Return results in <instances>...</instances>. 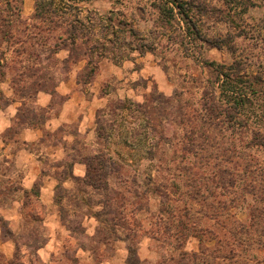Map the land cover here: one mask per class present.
<instances>
[{
	"label": "rangeland",
	"instance_id": "obj_1",
	"mask_svg": "<svg viewBox=\"0 0 264 264\" xmlns=\"http://www.w3.org/2000/svg\"><path fill=\"white\" fill-rule=\"evenodd\" d=\"M193 2L206 3L214 11L211 18L192 20L191 25L202 33L200 39L186 29L182 19L176 20L173 27H162L156 7L159 0H56L55 3L75 9L70 13L78 12L81 19L92 18L85 20L88 37L92 39L88 45L103 32L98 24L100 17L104 18L102 24L110 23L117 29L112 43L100 40L106 43L107 52L102 57L94 55L98 67L90 80L107 99L97 114L100 122L113 131L102 140L96 132L94 140L112 150L114 171L100 189L80 184L74 192L58 191L57 197L63 199V224L54 232L55 242L48 245L53 234L44 224L49 205L40 194L31 195L29 199L41 219L31 223L26 217L31 203L13 209L7 205L9 201L23 205L26 198L19 174L13 176L12 163L6 164L4 159H8L0 152V215H8V226L0 222V264H31L35 251L28 252L22 244L24 239L19 240L21 247L17 251L12 237L27 234L28 226L36 223L38 242L44 241V250L40 252L41 247L37 253L47 264H264V147L253 139L255 128L264 126V96L255 100L253 107L251 104L232 120L229 118L231 122L222 114L211 124L203 123L199 129L210 140L199 151V159H186L181 152L179 126H174L176 136L171 132L173 144H157L158 137L143 113L145 99L155 92L166 97L178 96L205 119V93L214 88L222 97L216 67L230 65L236 58L242 61L240 71L264 80V0ZM21 8L22 42L18 38L7 41L0 35V112L11 101H20L23 95L28 106H36L37 75L15 78L18 81L14 83L15 71L10 65L18 60L26 65L40 60L48 64L45 52L54 47L67 27L62 23L54 30L55 23L48 18L51 13L44 15L46 8L43 16H35L36 0H24ZM55 17L53 14L54 20ZM108 17L113 20L106 21ZM126 38L131 45L125 42ZM215 38L228 39L236 52L214 46ZM33 42L36 44L32 46ZM147 43L151 50L140 53L137 48ZM24 46L27 52L20 53L18 50ZM40 51L44 52L42 56H38ZM59 55L51 54L54 65L46 67L54 76V80L44 79L52 90L57 86L56 75L64 71ZM73 65L70 63L69 67L72 69ZM81 76L83 81L86 70ZM261 87L264 89V83ZM121 101L127 104L124 111L118 109ZM138 104L142 105L141 111ZM41 111L45 109L37 107V112ZM249 114V122L243 120L242 115ZM236 118L241 122H234ZM89 142L77 139L82 159L94 154L97 144ZM191 165L199 171L201 180L192 178L184 169ZM4 170L13 179L3 177ZM16 185L20 188L13 191ZM118 190L122 196L119 200ZM186 206L203 214L200 225L210 231L203 240L193 232H176L179 218L174 212L179 214ZM218 211L224 213L221 219L227 225L226 237L223 233L217 236L221 228L214 217ZM86 215L91 216L90 223ZM84 222L91 225L90 230ZM168 223L174 226L166 231ZM230 228L237 231L231 235Z\"/></svg>",
	"mask_w": 264,
	"mask_h": 264
},
{
	"label": "trees",
	"instance_id": "obj_2",
	"mask_svg": "<svg viewBox=\"0 0 264 264\" xmlns=\"http://www.w3.org/2000/svg\"><path fill=\"white\" fill-rule=\"evenodd\" d=\"M23 2L24 0H0V35L7 41L16 38H18V42L21 41L19 35L21 32H23V30L19 20L21 19V4ZM55 2L56 0H36L35 16L41 17L43 16L44 12V15L47 13H51L48 18H51L50 21L55 23V27L53 28L54 30L57 27L60 28L59 26H61L62 23L67 24V27L64 29V31H61L62 33L58 36L54 47L45 52L44 56L48 64L44 65L40 60L36 63L32 62L26 65V63L18 60L10 65V69L15 71L13 77L14 83H17V81L23 76L37 75L35 84L38 86V89L36 90V94L39 91H46L53 95L54 101H60L62 97L57 94L56 88L54 90L50 89L48 85L49 82L46 81L54 80V76L52 77V75H50V71L48 72L46 69L47 66L54 65L51 54L57 55L59 50L63 48L68 50V55L64 59H61V64L64 66V71H62L63 73L71 69V67H69L70 63L76 64L82 60H85L86 64L81 73L86 70L87 77L83 81L89 82L91 80V76L95 74L98 67V60L94 59V55L97 54V56L102 57L107 52V50L105 49L106 43H102L100 42V40L104 38V40L109 44L112 43L114 39L113 37H117V29L114 28V25H111L110 23L102 24L104 18L100 17L98 20V24L99 28L103 32L101 33L100 37H97L96 39H94L95 41L88 45V42L92 39L91 37H88L89 34L88 31H86L85 20L87 19L88 21H90L92 18L90 16H87L85 19H81V17L78 15V12L70 13V10L75 9H69L68 7L63 5V3ZM156 7L159 11V20L162 27H173V24L176 20L182 19L186 23V29L190 30L192 34L195 35V38L198 39L202 37V33L200 29H196L194 25H191L193 24L192 20L196 18H199L201 20L205 18H211L214 14L213 9L210 8L206 3L193 2V0H159V3L156 4ZM45 8L46 11H44ZM53 14H55V18H57L56 20H54ZM70 14L72 18L69 16ZM112 20V17H108L106 19V21ZM48 30L50 31V29ZM130 32L132 33L131 30ZM178 36L179 35L177 33V37ZM126 41H128L127 38L125 39V42ZM213 41L214 42L212 43L214 46H225L226 48H228V50H230L231 53L236 52L235 46L231 45L228 39L215 38ZM36 43L38 42L36 41ZM36 43L33 42L32 46ZM128 44L131 45V42L128 41ZM148 45V43L147 45L144 44L145 47L142 45L137 49L140 51V53L146 52L148 50H151ZM18 51L20 53H26L27 47L24 46L21 50L19 49ZM43 53V51L38 52V56H42ZM1 54L3 57L5 54L4 51H2ZM29 54H31V52H29ZM38 56L36 55V57ZM5 62L6 61H4V64ZM241 63L242 61L236 58L230 65L221 64L216 67L218 68L220 73L219 77L221 83L219 86V91L220 94H222V97L218 96V91H216V89L214 88L213 90H208L205 93L204 101L206 102L203 104L206 113H208L205 119L198 115L197 110L191 107L189 102H181L180 99H177L178 96L166 97L162 93L154 92L145 99L144 109L142 108L141 104H138V110L141 111L143 109V113H146V120L148 122V125L151 127V129H153V132L157 135L156 137H158L157 144L160 141L173 144V136L171 135V132L174 131V126H179L177 128H179L180 130L177 134H182L181 141L179 142H181L180 148L183 155L186 157V159L201 158L199 155V151L205 149L206 147L204 145L210 140V137L207 136L208 134L199 129V127H201L203 123L211 124L212 120L215 117L221 116L222 114H224V117L229 120V122H231V118L238 116L236 115V113H240V111L245 110L244 108L250 106L251 104V107H253L255 104V100L264 96V89H262L261 87V84L264 83V80H262L258 75L252 77L250 73H243L242 71H240ZM220 66L221 70L219 69ZM61 77H63V75H56L55 78L57 85L62 79ZM15 78H17L18 80H15ZM64 78H66V76ZM44 79L46 80L44 81ZM25 100L26 98L23 95L20 99L21 106L18 108L15 119L16 124L12 126L9 131H16L23 125H41L42 122L45 121V118L47 117L46 111H41L40 113H38L37 107L35 105L28 106V103L25 102ZM126 108L127 104L125 102H118V109L120 111H124ZM253 109L254 108H252V110ZM98 112L99 110L97 111V113ZM251 112L253 111L250 110V114ZM98 114L96 115V132L98 133V138L102 140L104 138V135H110L113 129H107V127L100 122V117ZM250 114L242 115L243 120L247 119V122H249V119L251 118ZM236 120H238V123L241 122L240 118H236L234 122ZM259 120H261V118ZM174 132L176 136L177 130H175ZM253 139L258 144L264 147V126L255 128V130L253 131ZM157 144L149 147L148 152H152V150H154L158 146ZM83 160L86 162L88 167L87 175L84 179L85 183L83 186H87L88 188L91 187L100 189L103 184L102 182L106 183L107 180L111 177L112 172L114 171V157L112 150L108 146L103 147V143L100 144V141H98L97 145L94 147V154L92 156H86ZM195 168V166L193 167L191 165L185 167L184 169L188 171L192 178L201 180L199 178V171ZM2 175L3 177H10V175H7L5 170L2 172ZM18 188L20 187L16 185L12 189L13 191H15ZM103 188H105V186H103ZM154 189L156 191L159 190L158 187H154ZM120 192L121 190H118V200L122 198ZM31 195H35L36 197H38L39 189H32L31 192L27 190L24 191V196L26 199L23 200V207H27L31 203V200L29 199ZM56 198L59 202L63 201L62 197ZM10 203L12 202L9 201L7 205ZM31 206V211H28L26 217L30 218V223L34 220H38L40 222L41 219L38 217L40 212H36L35 206H33L32 203ZM61 206V213L63 215L64 209L63 205ZM162 213L163 209L160 208V214ZM174 215L179 218L176 225V232L178 231L182 234H190V232H193L194 235L199 238V240H203V236L210 232L208 227L202 229L203 227L200 225V223L203 219V214H201L198 210H195L194 207L186 206L181 213L178 214L174 212ZM223 216L224 213L218 211L214 217L216 219V224H218V226H220L221 228L217 233L218 237L221 233H223V235L226 237V234L228 233V230L226 228L227 225L221 219V217ZM0 222L2 225L8 226L6 218L2 217L1 215ZM172 225L173 224L168 223L165 226V230H172V227L174 226ZM38 230L39 227L36 223L31 227L28 226L27 234H23L20 238H12L16 243L17 251H19L21 247L19 240L22 239L25 240V242H22V244L27 248V250H29V253L32 254L35 251L36 254L33 256V260L29 261L31 264L32 262L34 264V261H36L37 264H47L40 259L37 253L44 244V241L38 242ZM155 231L157 232V230ZM236 231L237 229L234 228H230L229 230L231 235H233ZM12 262L13 261L7 262V264H13Z\"/></svg>",
	"mask_w": 264,
	"mask_h": 264
},
{
	"label": "crops",
	"instance_id": "obj_3",
	"mask_svg": "<svg viewBox=\"0 0 264 264\" xmlns=\"http://www.w3.org/2000/svg\"><path fill=\"white\" fill-rule=\"evenodd\" d=\"M59 54L64 59L68 50L60 49ZM85 64V60H82L74 64L71 70L62 72L63 77L56 86L57 94L62 97L60 101H54L53 95L46 91L36 94V107L45 109L47 114L41 125H23L16 131H9L14 126L21 101H11L0 112V152L8 159L5 163H12L15 169L13 176L19 174L23 193L25 190L31 192L32 189H39L43 202L49 205L44 224L52 229L53 234L48 245L55 242L54 232L62 227L61 222L63 224V201L57 200L58 191L74 192L77 185L83 186L85 183L88 167L78 154L77 139L97 144L94 140L96 115L107 101L106 96L93 86V81H82L81 72ZM85 85L89 89L86 90ZM13 176L9 178L13 179ZM8 206L11 209L23 207L18 201ZM4 216L8 218L7 214ZM85 217L90 223L91 216ZM86 226L88 230L91 229V225ZM43 250L42 247L40 252Z\"/></svg>",
	"mask_w": 264,
	"mask_h": 264
}]
</instances>
